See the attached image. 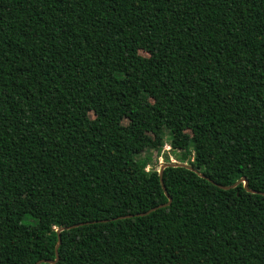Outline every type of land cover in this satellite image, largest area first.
<instances>
[{"label":"trees","instance_id":"1","mask_svg":"<svg viewBox=\"0 0 264 264\" xmlns=\"http://www.w3.org/2000/svg\"><path fill=\"white\" fill-rule=\"evenodd\" d=\"M166 130L264 192V0H0V264L54 260L76 223L41 264H264L244 183L168 166L138 215L169 202L141 157Z\"/></svg>","mask_w":264,"mask_h":264},{"label":"water","instance_id":"2","mask_svg":"<svg viewBox=\"0 0 264 264\" xmlns=\"http://www.w3.org/2000/svg\"><path fill=\"white\" fill-rule=\"evenodd\" d=\"M168 166H184V167H188L192 170H194L195 172H197L201 177H204L208 180H210L211 182H213L214 184L220 186L221 188L223 189H233L235 188L236 186H238L240 183H244V187L246 188L247 191L251 192V193H255V194H261V195H264V192L263 191H258V190H254V189H251L249 188V181L247 178L245 177H242L241 179H239L236 183L232 184V185H228V186H223V185H220V184H217L216 182H214L213 180L209 179L207 176H205L203 173L199 172L197 169H195L193 166L191 165H188L187 163H178V162H171V163H164L160 166V169H159V175H160V181L162 183V186H163V189L167 195V197L169 198V202H167L166 204H162V205H159L157 207H154L152 209H150L149 211H146V212H143V213H139L138 215H146L148 213H150L151 211H154L156 210L157 208L159 207H165V206H168L171 201H172V198L170 196V194L168 193L167 189H166V186L164 184V181H163V174H164V169ZM134 215H126V217H133ZM84 223H76V224H73V225H70V226H63V227H60L56 230L57 232V236H58V241H57V244H56V258L54 260H49V259H44V260H40V261H37L35 264H41L43 262H48V263H55L58 259H59V247L62 243V231L64 230H69V229H72V228H76L78 226H81L83 225Z\"/></svg>","mask_w":264,"mask_h":264},{"label":"rangeland","instance_id":"3","mask_svg":"<svg viewBox=\"0 0 264 264\" xmlns=\"http://www.w3.org/2000/svg\"><path fill=\"white\" fill-rule=\"evenodd\" d=\"M165 132H166V140H165L166 144H165V146H164V148H163L161 153H158L156 151H149V152L147 151V152H145V153H143L141 155L142 158L146 157V156L151 158L152 159V164H153V166L155 168H159L162 164L165 163L166 155H167L168 159H170L173 162H176V156H175V154H174V152H173V150L171 149V146H170V143H171L172 139L169 136V132L167 130ZM149 168H151V167H149Z\"/></svg>","mask_w":264,"mask_h":264}]
</instances>
